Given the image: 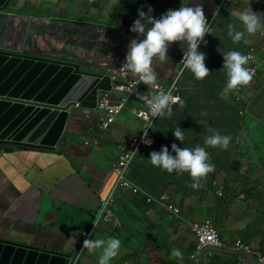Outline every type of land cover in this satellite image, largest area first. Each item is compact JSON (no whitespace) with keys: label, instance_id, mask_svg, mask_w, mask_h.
I'll use <instances>...</instances> for the list:
<instances>
[{"label":"crops","instance_id":"0c3cea01","mask_svg":"<svg viewBox=\"0 0 264 264\" xmlns=\"http://www.w3.org/2000/svg\"><path fill=\"white\" fill-rule=\"evenodd\" d=\"M221 1L183 0L185 5H202L207 19L215 15L212 32L204 40L206 45L201 43L199 48L206 54L205 64L210 75L199 81L190 71H185L177 92L185 101V108L180 110L174 105L171 118L158 117L154 144L140 147L130 166L131 179L149 192H167L179 207L180 216L172 218L146 203L138 207L131 201L116 199L112 206L114 217L103 220L92 236V239L115 237L121 241L119 254L110 264H202L201 251L198 261L191 257L197 241L188 223H201L208 218L217 226L222 238L223 246L216 247L227 250L205 251L204 264H262L264 64L258 76L245 87L242 101L236 103L232 90L225 91L227 77L222 70V55L230 50L247 55L255 47L257 59L264 60V37L246 36L247 44L243 41L234 44L227 36L226 27L228 23H238L231 15L234 9L250 6L264 18V0H237L217 11ZM181 3L182 0H21L23 7L39 19L90 25L108 30L106 34L121 23L131 27L141 8L147 12L151 7L152 14L159 18L169 9H178ZM119 8L122 11L116 18L94 17ZM168 50L173 54L167 56L168 61L162 62L157 71L162 70V76L157 78L161 81L174 77L175 64L178 66L186 49L181 43H174ZM131 78L127 73L120 77L118 84ZM147 93L153 90L145 85L140 87L139 93L114 92L115 100L125 99L127 103L111 128L104 130L100 126L105 115L102 109L90 110L83 119L77 120L65 144L55 150L26 146L10 150L9 145L0 143V237L73 256L80 253L86 236L84 231L91 229L123 145L140 133L142 120L135 110L144 104ZM204 112L206 116L202 115ZM197 120L205 121V126ZM177 126L185 132L183 144L173 135ZM207 127L231 136L232 140L227 150L207 148L215 171L208 175L201 189L187 187L192 182L187 173L169 174L147 161L151 152L160 151L163 146L171 153L173 143L179 147L204 146ZM243 177L258 183L246 185ZM213 180L216 185L212 184ZM218 185L224 187L223 195L216 193ZM130 196L133 195L130 193ZM131 207L135 212H144L146 227L133 224L128 215ZM150 223L155 225L153 229H149ZM116 228L121 229L116 232ZM238 238L250 246L248 254L237 252L240 249L233 247ZM174 248L182 257L171 256ZM80 258L84 259L83 264H98L99 252L84 249Z\"/></svg>","mask_w":264,"mask_h":264},{"label":"water","instance_id":"95a60500","mask_svg":"<svg viewBox=\"0 0 264 264\" xmlns=\"http://www.w3.org/2000/svg\"><path fill=\"white\" fill-rule=\"evenodd\" d=\"M121 11L94 17L116 18ZM130 28L121 23L106 34L90 25L39 19L21 0H0V143L12 150L64 145L77 120L98 109L104 92H114L130 41L143 39ZM172 54L168 50L167 56ZM161 64L154 60L156 72ZM211 249L227 250L204 247L202 264L203 253ZM71 257L0 237V264H67Z\"/></svg>","mask_w":264,"mask_h":264},{"label":"clouds","instance_id":"9594fccd","mask_svg":"<svg viewBox=\"0 0 264 264\" xmlns=\"http://www.w3.org/2000/svg\"><path fill=\"white\" fill-rule=\"evenodd\" d=\"M231 4L232 0H230L227 7ZM227 7L217 11L224 10ZM152 13L153 9L151 7L148 8L147 12L142 8L138 10V18L133 22L130 31L138 37H143V39H132L130 41L125 61L119 70L122 73L133 74L145 86L151 87L155 85L158 87L157 72L153 67L154 60L159 62L168 61L167 52L169 46L174 43H181L182 47L186 49L180 61L183 68L190 71L195 79L199 81L210 75L209 69L205 64L206 54L199 51L201 43L206 45L204 37L208 35L211 28L206 19L203 6L200 4H195L194 6L185 5L182 0L178 9H169L159 18ZM231 15L238 21V23H228L226 26L227 36L234 44H239L242 41L247 44L246 36H253L264 30L262 14L254 12L250 6L234 9ZM213 18L215 20V15ZM222 56L224 61L222 70L227 77L225 91H233L240 86L246 87L258 76L253 78L254 71L246 67L249 61L252 60L251 55L243 54L237 50H230ZM242 95L243 92L241 97ZM144 100L153 118H171L174 105H178L180 110H183L186 106L185 101L180 96L172 94V89L167 92L160 91L155 95L146 96ZM233 101L235 100L233 99ZM241 101L235 102L240 103ZM242 111L241 113H244V110ZM202 115L206 116L207 113L204 112ZM197 122L205 126V121L197 120ZM207 132L208 135H205L203 139L204 146L179 147L176 143H173L171 145V153L167 146H163L160 151L151 152L147 161L151 166L166 170L169 174L173 172L177 175L187 173L192 181L187 184V187L199 190L204 187V182L207 180L208 175L215 171V164L211 162V156L207 148L227 150L232 140L231 136L222 135L219 130L211 127H207ZM173 135L176 140L183 144L185 132L181 128L177 126L173 130ZM143 142L151 144L147 131L143 135ZM147 204L150 207H156L152 204ZM120 248L121 241L115 237L85 239L83 242V249L99 252L98 264H110L118 256ZM171 256L179 258L182 257V253L174 248L171 251ZM262 257L264 256L260 254V259Z\"/></svg>","mask_w":264,"mask_h":264},{"label":"built area","instance_id":"2783aa9c","mask_svg":"<svg viewBox=\"0 0 264 264\" xmlns=\"http://www.w3.org/2000/svg\"><path fill=\"white\" fill-rule=\"evenodd\" d=\"M230 0H222L219 5V9L225 8L228 6ZM207 19V18H206ZM208 23L211 25L208 35H205L204 40L212 32V25L214 18H208ZM259 37H264V30H261L256 34ZM247 55H251L252 60L249 61L246 67L254 71V77H256L260 71V66L264 64V60H258L256 55V48L252 47L250 52ZM182 59V58H181ZM181 61V60H180ZM186 69L183 68V65L180 63L177 66L176 73L173 78H171L167 83L157 82V86H151L153 90V95L159 93L160 91L167 92L169 89H172V94L175 96L178 95L180 89V82L185 73ZM127 73H121V76H126ZM117 77H115L116 79ZM143 83L138 81L137 77L131 79L125 84H117L114 86L113 91H120L126 93H135V90L139 87H142ZM245 86H240L237 89L232 91V98L239 102L241 100V94ZM113 92V93H114ZM112 92H104L98 102V109H102L105 112L104 117L100 123V126L104 130H108L116 122L117 117L123 110L126 108L127 101L125 99L115 100L112 96ZM144 99V98H143ZM144 104L135 110V113L138 118L142 120L140 133L134 136L127 144L123 145L122 152L114 164L113 167V178L107 183L104 194L101 199L100 207L97 211V214L94 218L93 224L89 231H84L85 239H92L93 233L96 227L103 220H110L114 217L112 206L116 200V193L120 188H125V190L130 191L133 194H142L145 196V201L153 206L160 208L164 213L171 216L172 218H178L180 216V209L175 205L167 192L160 191L157 193H151L145 188H142L136 184L129 177V170L131 163L136 156L137 150L143 146H152L156 140V130L154 128L155 123L158 117H151L150 110L145 102ZM243 112V111H242ZM151 122V123H150ZM147 131L148 138L151 140V144H145L143 142V135ZM213 185H216V182L213 181ZM224 187L222 185L216 186V193L223 195ZM189 229L197 240L196 248L193 250L191 257L198 261V253L207 246H223L222 238L220 236L217 226L211 219H206L201 223H188ZM233 247L240 250H250V246L245 244L242 239L238 238ZM83 247L77 255L72 256L67 264H79L80 257L83 255ZM262 264H264V257L261 259Z\"/></svg>","mask_w":264,"mask_h":264},{"label":"trees","instance_id":"16d2710c","mask_svg":"<svg viewBox=\"0 0 264 264\" xmlns=\"http://www.w3.org/2000/svg\"><path fill=\"white\" fill-rule=\"evenodd\" d=\"M235 1H237V0H232V3H234ZM86 129H87V127H86ZM9 149L12 150V148H9ZM129 173H130V170H129ZM129 177H130V174H129ZM130 193L131 192H129L128 190H125V188H120L118 190V192L116 193V199H117V201L118 202L126 201L127 203H129V201H131V203H133V204L135 203V205L138 206V207L142 203H146L145 196L144 195L131 193V195H133V196H130ZM148 206L150 207V205H148ZM128 215L132 217V219H133L132 222H134L133 224H135V225H137L139 227H141V226L146 227V224L143 222L144 212H142V211L141 212H138V211L135 212V209L133 207H131L130 211L128 212ZM93 220H94V218L92 219V221ZM137 222L140 223V224H138ZM125 226L129 228V225H125ZM149 227H150L149 229H153L155 227V225L152 226V224L150 223V226ZM120 229L121 228H116L115 231L116 232H119ZM129 237H131V236L129 235ZM195 246H196V244L194 245L193 249L195 248Z\"/></svg>","mask_w":264,"mask_h":264},{"label":"rangeland","instance_id":"374dc122","mask_svg":"<svg viewBox=\"0 0 264 264\" xmlns=\"http://www.w3.org/2000/svg\"><path fill=\"white\" fill-rule=\"evenodd\" d=\"M78 23H80V21H78L77 24H78ZM73 24H74V23H73ZM77 26H78V25H77ZM120 77H122V76H120ZM131 77H132V78H131ZM134 77H135V76H133V74L130 73V78L133 79ZM127 82H128V81H127ZM127 82H126V83H127ZM157 82H162V83H165V84L167 83V81H161V80H159V79H157ZM121 84H125V83H121ZM243 92H244V91H243ZM234 102H235V101H234ZM242 179H243L244 182H246V185H249V186L252 185L251 183H258L257 180H252L251 178L243 177ZM192 235H193V234H192ZM193 237H194V235H193ZM194 238H195V237H194ZM83 260H84V259H81V261H80L79 264H83ZM194 260H195V259H194ZM123 264H124V263H123Z\"/></svg>","mask_w":264,"mask_h":264}]
</instances>
